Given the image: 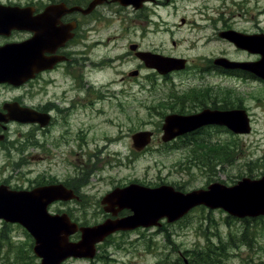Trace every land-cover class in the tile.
<instances>
[{"label":"rangeland","instance_id":"rangeland-1","mask_svg":"<svg viewBox=\"0 0 264 264\" xmlns=\"http://www.w3.org/2000/svg\"><path fill=\"white\" fill-rule=\"evenodd\" d=\"M20 1V0H17ZM45 1V0H43ZM69 3L79 1L88 4L91 0H65ZM203 3L201 0H179L174 1L168 8L156 9L155 14H151L148 20H144L145 13H136L131 10L115 14L113 5L100 6L96 12L102 20L98 21L96 39L104 44L96 47V56H109L112 63L103 73L97 72L94 81L97 86L109 87L113 90L129 87L126 93H138L139 87L148 89L154 86L159 90L154 95V99L163 97L175 87L173 83L181 82V89L202 88L209 89V94H225L228 91L217 90L219 88H231L232 80L222 81L219 77L213 78H192L187 74L176 75L174 78L155 79L148 76L146 71L137 80H120L127 70L135 67L136 61L131 55H127L124 61L117 60L116 57L126 55L127 44L136 43L141 48L156 50L168 54L170 51L174 55L187 56L188 60L196 62L205 57H213L222 51L227 52L234 58L244 55L236 54L231 47L219 41V36L211 38L213 31L204 28L207 24L214 22V26L219 25L216 13L209 15L214 21L204 20L202 16L196 15L193 11ZM209 8L224 9L228 14L224 18H230L234 27L239 30H246L256 33H264V0H206ZM98 9V8H97ZM111 11V13H109ZM184 23L181 24V20ZM176 43V47L172 43ZM187 49H191L187 51ZM104 70V69H103ZM91 78V76H90ZM130 88L134 89L131 90ZM136 88V89H135ZM7 90H1L6 92ZM18 90L15 93L19 94ZM244 105L251 111L254 119L251 125V132L248 135L238 136L224 128L206 127L200 134L190 140L196 143L195 139L204 142L220 143L228 146L230 159H222V163L213 166L210 170L205 166L199 167L198 162L189 161L190 155L187 150H191L188 140L185 143L177 142V145L158 147V142H154L150 153L145 155H131V135L139 130L156 131V137H160V129L151 127L148 122H155L156 118L131 100L136 98L130 96L124 99L120 95L122 102H127L129 125L118 128H104L97 126L94 131V143L100 144L102 135L107 133L109 138L115 137L118 131L121 139L117 144H110L109 148L113 152H123L121 159L110 161L106 166L98 165L89 177L91 188L85 186L82 192L88 193L95 202L94 205L79 207L75 205L50 206L49 211L70 210L75 222L94 225L105 219V213L98 204L97 197H101L112 186L120 180L137 182L145 186H156L160 184L176 185L182 192L206 187L214 182L224 183L231 186L242 177L259 178L264 175V103L260 99L264 97V90L260 85H252L251 90L242 91ZM153 98V96H146ZM12 98V97H10ZM127 98V97H126ZM164 98H167L165 96ZM258 99V101H257ZM148 100L145 105L155 107L157 103L168 101ZM39 97L36 98L37 104ZM209 106V105H208ZM138 113V114H136ZM115 124V123H114ZM30 127L11 125L9 129L10 140H14L13 145H24L29 143L23 152L14 149H1L0 151V183H8L10 186L22 189H31L40 184L45 173L61 180L77 178L75 171L65 164L70 161L73 166L77 165V157L71 152L72 144L61 147L62 154L58 158L42 159L40 144L41 131H29ZM36 134H35V133ZM30 133V134H29ZM161 134V133H160ZM31 137V139H30ZM201 141V142H202ZM51 145V140L49 141ZM179 146L181 149H178ZM187 146V147H185ZM158 147V148H157ZM156 151V153L152 152ZM221 150H210L212 154H219ZM128 157V158H127ZM116 158V157H114ZM118 158V157H117ZM209 159L206 158L205 161ZM81 164L84 162L81 159ZM95 163V160L92 161ZM118 163L116 166H112ZM18 164V167L16 165ZM56 164L57 167H53ZM215 162L209 159L208 166ZM46 168L51 169L47 171ZM79 174V171L76 175ZM81 178V175H79ZM79 178V179H80ZM74 180V179H73ZM90 202H92L90 200ZM77 218V219H76ZM27 232L13 224L3 226L0 222V264H39V259L30 260L25 258L24 250L31 255L28 250L30 243ZM31 239V238H30ZM32 241V240H31ZM32 247V246H31ZM188 252L186 257L183 252ZM193 251H205L209 253L208 263L203 264H264V217L248 220H238L228 216L222 210H209L205 207L192 209L184 218L174 223L161 222V226L149 229H137L135 231L119 232L112 235L98 248L94 260L86 261L80 259H68L63 264H179L184 259L187 262L192 260ZM180 259V261H179Z\"/></svg>","mask_w":264,"mask_h":264},{"label":"flooded vegetation","instance_id":"flooded-vegetation-1","mask_svg":"<svg viewBox=\"0 0 264 264\" xmlns=\"http://www.w3.org/2000/svg\"><path fill=\"white\" fill-rule=\"evenodd\" d=\"M174 1L179 0H143V2L139 3L137 8H134L133 6H122L114 0H103L101 4L96 6L88 14H82L80 10H77L72 13L63 14L58 18H55L54 16H44V18L41 19L42 24L45 27L54 26L55 28H59L60 33L57 36L54 32L46 34L47 36H56L57 38L55 40L53 39L48 46H45L34 64L32 55L33 49L29 44L31 43L30 40L35 37V32L29 28L37 24V18L40 15H43L47 6L61 2L63 3L64 1L0 0V48L8 47L9 50L7 54H10L9 56H11L16 50L10 49V47H16V44L24 41L28 42V45L26 44V47L24 48V53L26 55L24 70L27 75L30 74L26 82L20 86H14L7 83L0 84V151L1 149H5V151L14 149L23 152V150H21L22 148H24V150L27 149L29 145L28 142L24 144L27 146L20 145L17 148V145H13L14 140L8 138L10 126L14 125L30 127L32 131H35L38 128L40 129L42 137L40 144L42 159L46 160L51 156L52 158H58L62 154L61 147H66L70 144H72V148L70 149L71 152L77 157L76 166H73L70 161L65 164L66 167H71L72 170L75 171V176H78L77 178H73L74 180H61L54 176H48L49 174L47 173L43 175L40 182L41 186L62 185L76 195H74L76 199L73 198L68 201L58 200L53 202L50 206H65L72 204L79 207H86L95 204V201L91 198L92 196L86 192H82V190L85 186L91 188L88 179L93 175V171L97 169L98 165L106 166L110 161L121 159L123 152H113L109 148L110 144L119 143V140L121 139L120 131H118L113 138H109V135L105 133L99 138L102 142L101 145L97 143V145H94L93 147H91V145L95 140L92 136L94 135L97 126L104 128L101 133L103 134L104 131L110 127L116 126L121 128L129 125V118L127 115L129 108L127 102L125 103L121 101L122 97L120 95L124 96L125 100L130 96L136 95V98H131V100L138 103L141 109L143 108L147 114H154L156 121H149L148 125L151 127L157 126L160 129L161 134L162 126L167 116H191L206 109L218 111H244L248 118V122L253 125V115L248 107L244 105L242 91H250L251 86L256 84L260 85L264 90L263 78L257 73L245 70V67L248 64L257 63L260 57L256 55V53L237 48L231 42L223 38H219V41L227 44L231 47L233 52L236 54H242L244 57L234 58L227 52L222 51L213 57H205L199 61L193 62L191 60L189 61L187 56L174 55L170 51L166 54L156 50L144 49L136 43L127 44V41L126 55L124 57H116V59L124 61L127 55H131L136 61L135 67L127 70L120 80H137L142 76L143 71H146L148 76L154 79L156 77L162 79L174 78L176 75L180 74H187L192 78L201 79L207 77H219L222 81H233L232 89H217L230 92L229 96L231 97H225V94L223 93L210 95V90L205 89L204 87H189L187 89H181L183 83L178 82L173 83L175 88L172 91L165 94L163 97L156 99H166L168 101H165V103L159 102L155 107H152L145 105V102L148 100H155L154 95L159 89L154 86L148 87V89L140 86L137 94L133 92L126 93L129 89L128 86L119 90L97 86V83L94 81L96 73L100 71L103 73L108 69L104 66L106 64L109 65L114 61L106 55L99 57L96 56L97 45L104 46V44L97 42L96 39L101 24H97V22L100 20L103 22L104 20L103 17L101 18L100 15L96 14L100 9L99 7L103 5H113V12L115 14L128 10L138 14L144 12V20L146 21L151 14H155V12L158 13L156 9H161L162 7L169 8ZM201 1H203V3L193 9L196 15H200L204 20L208 21H214L209 15L213 13L219 15V25L214 26V22H212L204 27L210 28L213 31L211 38L215 39L218 33L231 30L245 35L257 34L256 32L236 29L230 18H224V15L228 14L224 9L209 8L205 4L206 0ZM71 6H78L84 9L87 4L75 1V4H69L68 7ZM17 8L22 10L25 15L23 18L24 23L26 24L25 30H17V28L13 27L17 25ZM109 13H111V11ZM183 23L184 19L181 20V24ZM134 45L136 49L131 50L130 46ZM172 46L175 48L176 43L173 42ZM190 50L191 49H187V51ZM145 52L166 58H177L184 62H181L179 65V70H169L165 74H160L154 68L147 66L146 63L137 56V54ZM33 54L35 55V53ZM219 58H225L230 61L242 63L243 65H238V67L237 65H234L233 68H230L226 63H216L215 60ZM2 64V68L5 70H8L11 67L10 62L5 58H2ZM11 72L12 74L10 73V76L15 74L14 70ZM130 89L134 90L132 88ZM1 90L7 91L2 93ZM18 90L21 92L16 94L15 92ZM146 96H153V98H147ZM165 96H167V98H164ZM37 97H39L38 104L36 102ZM260 100L264 103V97ZM14 107L25 108L41 114L40 118L42 126L34 123L24 124L8 116L9 109ZM31 129H29V131H31ZM140 131L150 132L151 140L146 147L139 151L132 148L131 155H145L150 153V147L156 141L158 142L157 146L163 148L164 146L177 145V142L185 143L186 141L184 140H188L189 145L192 147L191 150H187V154L190 155L189 161L201 158L202 145L194 146L190 140L195 137V134L198 135L203 131L201 127L186 132L185 135L178 136L168 143L162 142L160 133V137H156L158 133L154 130H139L133 134ZM50 140L51 145L49 144ZM201 141V139H195L196 143ZM180 147L182 146H179L178 149H181ZM152 152L156 153V151ZM81 159L84 160L82 164L80 162ZM93 160H95V163H92ZM117 164L118 163H115L112 166H116ZM16 167H18V164ZM53 167H57V165L53 164ZM46 170L50 171L51 169L46 168ZM78 171L79 174L76 175ZM79 175H81V178ZM130 183L139 184L137 182H128L123 179L112 186L106 191V193L102 194L101 197H97L96 200H98L101 209L107 207L104 203L105 197L108 193L115 188H124ZM0 185H4L13 190H23L14 185L12 187L8 183H0ZM146 187L154 188L157 186ZM176 187L179 190V187ZM90 200L92 202H90ZM66 212H69L70 214L72 213L70 210H67ZM52 213H60V211H54ZM121 213L122 212L117 215V218L125 216ZM72 217L75 219L73 215ZM107 218L108 217L105 216V219Z\"/></svg>","mask_w":264,"mask_h":264},{"label":"water","instance_id":"water-1","mask_svg":"<svg viewBox=\"0 0 264 264\" xmlns=\"http://www.w3.org/2000/svg\"><path fill=\"white\" fill-rule=\"evenodd\" d=\"M102 1L92 0L84 10L78 7L68 9L64 4L52 5L48 9H54L55 13L48 11L45 16L58 18L66 12L77 10L87 14ZM114 1L122 6L133 5L137 8L143 0ZM21 14L22 12L17 11V25L13 27L18 30H25L26 25L22 22L24 16ZM46 28L49 33L58 34L54 26ZM46 28L35 29L33 26L29 28L35 31V37L30 40L31 43L29 44L35 53L40 52L42 46L48 45L54 38L52 36L45 37ZM220 36L232 41L239 48L261 55V60L257 62L255 68L252 67L255 63L247 66L251 67L249 70L258 73L264 79V35L243 36L230 31L220 33ZM26 44L28 45V42L16 46L17 54L14 55L16 58L11 62L13 68H9L10 73L12 74L11 71L14 70L15 74L10 76V73L0 72V83L19 85L27 80L30 74L25 73V57L23 55ZM19 48L22 52H19ZM131 49H135V46H132ZM19 55L24 58L23 63H21ZM137 56L147 66L154 67L162 74L169 70L180 69L179 65L183 62L150 53H141ZM227 63L229 67L235 65L228 61ZM17 68L22 70L19 72ZM8 116L20 122H34L42 126L41 114L25 108L14 107L9 109ZM206 125L225 126L236 134H245L250 131L248 118L244 111L206 109L191 116H167L162 127V140L167 142L176 136ZM150 136L151 133L149 132L135 134L132 137L133 146L137 150L142 149L149 143ZM72 198L75 197L71 190H67L62 185L37 187L29 191H11L5 186H0V220L20 224L27 230L34 239L33 252L41 259L40 264H61L71 257L92 259L96 251L95 245L103 241L108 235L119 230L159 225L158 221L162 218H166L169 223L174 222L199 205L209 209L220 208L228 215L236 218L264 215V177L258 180L244 178L230 187L214 183L209 185L206 190H195L186 194L175 192L168 186L148 189L130 185L124 189H116L105 197V203L108 204L107 207H104L105 212L116 215L118 210L126 208L132 214L120 219H107L92 227H78L76 223L70 221L66 214L52 215L48 212V205L54 201H68ZM115 204L118 205V209L115 208ZM76 232H80V239L77 242H71L69 238Z\"/></svg>","mask_w":264,"mask_h":264},{"label":"trees","instance_id":"trees-1","mask_svg":"<svg viewBox=\"0 0 264 264\" xmlns=\"http://www.w3.org/2000/svg\"><path fill=\"white\" fill-rule=\"evenodd\" d=\"M208 144L209 145H207L205 147L204 143H202L203 148L201 150V152H202L201 160L200 159L194 160V164L196 162H198L197 165H199V167H204L205 168V166H206L210 170L213 166H217L218 164H221L223 158L230 159V156L228 155V152H229L228 146H230V143H227L225 146H219L218 143L217 144H211L210 142ZM218 149L221 150V152L219 154L215 155V154L210 153V150H218ZM206 158H209V159L213 160L215 162V164H213L212 166L209 167L208 166L209 159H207L205 161ZM81 225H83V223ZM0 237H2V236L0 235ZM27 237L30 240V243H29V246H28V250L31 251L32 241H31L29 235H27ZM204 252L205 251H193L191 253V255L192 254L194 255L192 260L189 259V261L187 263H184V261H183V262H181L179 264H203V263H208L209 262L208 258H210L209 253H204ZM186 254H188L187 251L183 252L182 256L186 257ZM24 256H25V258H27V259L29 258L30 260L35 259V257L33 255L29 254L26 249L24 250ZM179 261H180V259H179ZM18 264H26V263L25 262H20Z\"/></svg>","mask_w":264,"mask_h":264}]
</instances>
